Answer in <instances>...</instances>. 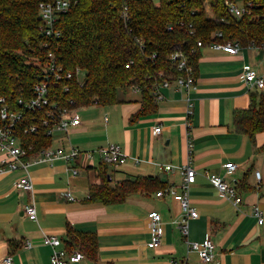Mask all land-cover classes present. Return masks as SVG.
Instances as JSON below:
<instances>
[{
  "label": "crops",
  "instance_id": "obj_1",
  "mask_svg": "<svg viewBox=\"0 0 264 264\" xmlns=\"http://www.w3.org/2000/svg\"><path fill=\"white\" fill-rule=\"evenodd\" d=\"M241 45L236 55L202 48L196 89L188 95L176 83L163 88L165 99H154L155 110L140 113L142 94L132 87L118 90L114 108L94 104L103 109L89 113L91 106L82 107L86 113L77 111L80 125L54 132L48 147L64 153L76 148L80 155L73 160L34 162L30 167L33 193L17 188L19 172L0 174V264L7 256H12V264H52V248L44 238L57 236L65 247L69 226L93 233L98 240L96 260L86 256L75 264H204L198 252L188 251L180 230L182 207L170 195L138 191L118 204L87 201L90 186L100 183V148L115 144L128 156L125 164L109 169L114 185L138 177L158 178L165 189L178 190L180 168L190 161V142L191 165L197 171L190 202L199 216L190 219L187 239L214 241L216 262L211 264H264V226L258 225L254 214L255 208L264 214V132L252 140L234 124L236 111L247 110L255 97H264V90L248 85L244 69L251 66L264 78V49ZM188 98L193 103L191 118L187 117ZM156 126L162 127L160 134L154 132ZM88 152H93V158ZM228 163L237 165L226 180L236 187L242 199L239 206L207 177L208 173L225 175ZM170 164L171 171L162 169ZM31 202L37 209L35 219L24 211ZM152 211L161 213L164 230L162 244L154 249L148 247Z\"/></svg>",
  "mask_w": 264,
  "mask_h": 264
},
{
  "label": "trees",
  "instance_id": "obj_2",
  "mask_svg": "<svg viewBox=\"0 0 264 264\" xmlns=\"http://www.w3.org/2000/svg\"><path fill=\"white\" fill-rule=\"evenodd\" d=\"M43 1L53 0H0V98L5 97L15 109H22L18 104L20 98L29 99L33 95V87L48 62L40 32L39 4ZM74 1L77 3L59 18L57 27L62 37L53 45L66 70L80 68L86 72L83 85L77 79L58 85V96L63 103L73 101L69 106L73 109L117 104L118 90L139 85L142 90L140 113H147L155 110L154 85L165 79L173 82L181 76L169 60L175 47L186 54L197 78L201 57V48H197L199 41L204 47L233 39L243 45L264 42V0H258L259 9L241 18L228 12L227 0H209L213 14L227 23L207 17L203 8L205 0ZM125 6L129 10L127 22L121 17ZM170 26H173L171 31ZM189 26L195 29V35L189 33ZM218 32L223 36L217 37ZM137 39L145 41L144 48ZM194 49L198 50L194 52ZM154 54L157 57L151 60ZM65 84L69 91L63 93L61 88ZM255 98L249 109L236 111L234 115L236 130L252 140L264 132V97ZM45 117V111L26 114V124L35 122L40 127L37 136L23 134L27 144L32 145L33 153L52 145V136L46 135L47 129L42 124ZM111 166L103 162L97 168L100 183L90 186L88 202L118 204L138 191L165 189L158 178L138 177L114 185ZM67 237L68 251L78 249L96 260L95 234L69 226Z\"/></svg>",
  "mask_w": 264,
  "mask_h": 264
},
{
  "label": "built area",
  "instance_id": "obj_3",
  "mask_svg": "<svg viewBox=\"0 0 264 264\" xmlns=\"http://www.w3.org/2000/svg\"><path fill=\"white\" fill-rule=\"evenodd\" d=\"M76 2L73 0H53L43 1L39 4V18H40V32L43 37L42 48L46 50L48 62L45 66L43 73L39 77V81L33 87V95L29 99L20 98L18 100L19 107L22 109L12 108L13 106L7 102L5 97L0 98V174L16 173L21 174L16 186L21 191L31 194L34 191V183L30 175V167L34 162H54L59 159L73 160L80 155V150L73 148L69 153H64L61 148L50 149L40 148L39 151L33 153L32 145L29 146L23 134H32L37 136L39 133V125L37 123L26 124L27 113H37L45 111L46 117L43 119V126L47 129L46 135L52 136L56 131L68 132L70 128L78 126L81 123L77 109L70 108V104L63 103L64 101L58 96V85L65 81L77 79L81 85L85 83L86 72L80 68L75 71L66 70L65 66L60 64L57 54L53 49L56 41L62 37V31L58 29L57 24L59 18L66 14ZM228 12L234 17L241 18L251 10H257L260 7L258 0H244L225 2ZM204 11L209 19L217 22L227 23L226 20L220 19L213 14L212 7L209 0L203 3ZM128 7L125 6L122 10L121 17L125 22L128 21ZM264 25V15L262 16ZM173 30V26L169 27ZM189 33L195 35V29L189 26ZM217 37H222L223 34L218 32L215 34ZM141 48L145 47L143 39H137ZM209 47L223 50L230 55H236L240 52L242 45L239 40H229L227 43L214 42ZM252 48L264 49V42L258 44L252 41L249 45ZM197 48H204V44L199 41ZM198 49H194L196 52ZM157 54L151 57L154 60ZM170 62L172 67L181 73V76L175 81L167 79L162 80L154 85L152 96L156 101H163L165 99L162 93L163 88L170 87L176 83L181 89L186 91L189 95L191 91L196 89L197 79L195 77L194 69L189 64V59L180 47H175L170 55ZM245 79L251 88L264 90V78L257 75V72L251 66H245ZM133 90L141 92L139 85H133ZM61 91L66 93L69 91V86L65 84L62 86ZM188 118L193 115V103L191 98H188ZM162 131L161 126H156L154 132L160 134ZM193 144L189 145L190 161L183 165L180 170L182 174V183L178 190L175 187L160 190L157 193L158 197L170 195L176 201L180 202L183 212V217L180 222V230L186 238V244L189 252H198L204 264H211L216 262L215 248L216 245L211 238H207L203 242L189 241V221L190 219L197 218L199 212L196 208L192 207L190 202V187L196 182L197 171L191 165V154ZM99 155L103 162L112 165L120 166L127 162L128 156L122 151L120 146L112 144L108 147L100 148ZM89 158H93V152H88ZM138 163V160H135ZM166 172L173 169V166L165 165L162 167ZM237 169L234 163L225 165V175H217L208 173L207 177L211 183L218 189V191L229 198H233L235 205L239 206L242 199L237 195L236 187L231 186L226 180V176L233 173ZM73 174L77 175L78 170L73 169ZM256 176L260 179V172H256ZM65 196L69 200H74L71 194L66 193ZM25 214L35 219L37 217V209L34 202H31L25 207ZM254 214L257 218L258 225L264 226V214L259 208L254 209ZM151 221V234L148 242V247L151 249L157 248L162 244L163 239V226L162 215L157 211H152L148 214ZM44 243L52 248V264H75L79 263L86 258L85 254L80 250L68 251L63 247L61 238L57 236H46ZM27 247H31L30 243ZM12 256H7L4 259V264H12ZM179 264V263H175Z\"/></svg>",
  "mask_w": 264,
  "mask_h": 264
},
{
  "label": "rangeland",
  "instance_id": "obj_4",
  "mask_svg": "<svg viewBox=\"0 0 264 264\" xmlns=\"http://www.w3.org/2000/svg\"><path fill=\"white\" fill-rule=\"evenodd\" d=\"M74 1V0H73ZM155 2H158L159 0H154ZM74 2H76V1H74ZM77 3V2H76ZM121 94V93H120ZM115 107V105H113V106H109L108 108H114ZM97 108H101V109H103V107L102 106H98V105H95L94 107L93 106H91V108H89V110H88V112L89 113H91V112H95L96 113V111H97ZM77 111L79 112H81L82 110H81V108H78L77 109ZM86 113V111L85 112H81V115H83V114H85ZM122 166V165H121Z\"/></svg>",
  "mask_w": 264,
  "mask_h": 264
}]
</instances>
